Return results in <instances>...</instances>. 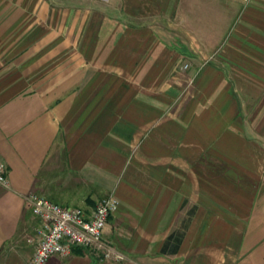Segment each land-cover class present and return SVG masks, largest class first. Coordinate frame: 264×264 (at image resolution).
<instances>
[{
	"label": "crops",
	"instance_id": "0c3cea01",
	"mask_svg": "<svg viewBox=\"0 0 264 264\" xmlns=\"http://www.w3.org/2000/svg\"><path fill=\"white\" fill-rule=\"evenodd\" d=\"M0 264L37 194L103 236L47 264H264V0H0Z\"/></svg>",
	"mask_w": 264,
	"mask_h": 264
},
{
	"label": "built area",
	"instance_id": "2783aa9c",
	"mask_svg": "<svg viewBox=\"0 0 264 264\" xmlns=\"http://www.w3.org/2000/svg\"><path fill=\"white\" fill-rule=\"evenodd\" d=\"M0 185L9 187L2 164ZM25 202L39 222L37 244L28 264H47L52 256L68 255L72 247H83L102 259L116 262L124 259L103 236L104 227L118 206L113 194L98 200L89 213L79 207H62L34 193L27 194Z\"/></svg>",
	"mask_w": 264,
	"mask_h": 264
}]
</instances>
